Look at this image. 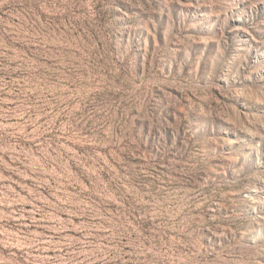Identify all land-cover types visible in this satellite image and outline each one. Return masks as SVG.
Segmentation results:
<instances>
[{"label":"rangeland","instance_id":"374dc122","mask_svg":"<svg viewBox=\"0 0 264 264\" xmlns=\"http://www.w3.org/2000/svg\"><path fill=\"white\" fill-rule=\"evenodd\" d=\"M0 264H264V0H0Z\"/></svg>","mask_w":264,"mask_h":264}]
</instances>
